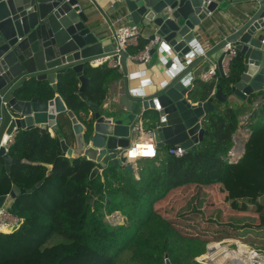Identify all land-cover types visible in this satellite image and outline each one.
<instances>
[{
	"label": "trees",
	"instance_id": "obj_1",
	"mask_svg": "<svg viewBox=\"0 0 264 264\" xmlns=\"http://www.w3.org/2000/svg\"><path fill=\"white\" fill-rule=\"evenodd\" d=\"M147 43L140 40L129 54L139 53ZM238 58L230 65L229 77L197 82V90L202 88L199 100H208L217 84L228 92ZM84 76L90 81L86 101L72 72L59 77L57 93L89 132L87 101L103 105L109 84L123 74L104 63L87 65ZM48 90L53 98L54 91ZM258 96L264 99V94L253 95L248 103L253 105ZM218 106L206 115L203 127L208 133L196 150L176 157L168 154V146L166 155L145 159L152 162L139 178L110 166L91 180L96 164L84 157L70 159L57 136L40 129L19 131L9 154L39 165H15L0 175V196L10 194L13 185L27 191L9 208L24 222L19 230L0 234V264H166V259L171 264H200L196 259L206 253L211 239L264 229V101L251 111L245 125L250 138L237 163L230 162L229 154L247 110L238 104ZM58 126L71 147L69 140L75 137L66 113ZM3 162L0 158V166ZM117 212L125 224L107 221ZM179 223L200 235L182 233Z\"/></svg>",
	"mask_w": 264,
	"mask_h": 264
},
{
	"label": "water",
	"instance_id": "obj_2",
	"mask_svg": "<svg viewBox=\"0 0 264 264\" xmlns=\"http://www.w3.org/2000/svg\"><path fill=\"white\" fill-rule=\"evenodd\" d=\"M80 1L0 0V158L7 170L21 162L39 165L14 159L3 146L5 134L37 128L42 133L51 129L70 159L84 157L94 162L91 180L110 166L130 172L134 165L126 157H119V153L131 147L135 125L148 126L159 149L179 145L187 151L196 150L208 133L203 127L206 115L219 108L215 101L242 106L248 97L264 94V0H247V17L229 35L209 49L200 50L198 56L197 47L204 46L196 33L224 0H115L129 22L150 32V39L159 38L152 56L164 53L183 60L195 57L178 75L166 79L163 86L149 94L132 95L126 81V92L116 104L105 106L87 101L93 114L87 132L60 95L51 98L48 86L57 92L59 77L72 72L80 82L79 95L86 101L84 90L90 81L84 76L85 67L113 58L127 76L130 54L122 51L117 57L114 46L110 50L103 48L88 18L77 9ZM227 43L234 44L239 54L228 93L217 84L208 100L193 104L189 97L192 85L187 82L196 68L208 65L207 71L214 63L221 77H229L222 69ZM170 59L172 64L174 58ZM63 113L71 120L75 148L66 143L57 124L58 115ZM51 174L50 170L48 175ZM26 192L14 185L10 196L16 198ZM6 200L7 196H0V208ZM166 264H171L168 259Z\"/></svg>",
	"mask_w": 264,
	"mask_h": 264
},
{
	"label": "crops",
	"instance_id": "obj_3",
	"mask_svg": "<svg viewBox=\"0 0 264 264\" xmlns=\"http://www.w3.org/2000/svg\"><path fill=\"white\" fill-rule=\"evenodd\" d=\"M77 9L82 11L88 18V23L96 32V36L102 43L103 48L105 50H110L112 46L115 48V41L113 38V33L110 29V22L112 19H115L118 16L126 17V15L119 9L118 5H116L115 0H81L80 6ZM248 13L249 5L247 4V0H224L216 13L208 20L204 21L200 27V30L196 33L197 39L204 47L203 49L197 47L199 50L197 49L198 51L195 55H200L201 51L203 52L204 50L209 49L211 46H213L214 42H218L221 38L229 35L234 30V28H237V25L247 17ZM126 21V23H131L127 17ZM150 36V32L144 31L142 29V38L140 40L148 41L150 40ZM195 55H191L187 57L186 60H183L177 55L168 56L163 53L159 56L158 54H155L152 56L150 64H140L137 60L129 59L127 61V76H125L121 68L123 77L120 80L112 81L109 84L108 95L104 105L107 106L116 104L118 102L119 98L126 92V81L128 83V90L134 96H137L139 93H151L153 90L160 87V85L163 86L166 83V79L173 78L174 76L178 75L183 70V68H185V65L193 60ZM170 58H174L172 59V64L169 63L171 60ZM107 59L109 60V58ZM91 66L98 65H96V63H92ZM207 66L208 65H202L196 68L192 74V81L187 82V85H192V91L189 93V97L192 99L193 104L201 101L198 99L200 96L198 93L202 91V88L198 91L196 87L198 81L202 82L203 84H207V82H203L200 79L201 74L205 71ZM110 67L112 68V66ZM212 94L213 91L210 97ZM54 95L57 96L59 94L54 92ZM249 98L250 97H248L242 105L246 107L247 112L244 116L240 117V128L237 131L236 137L234 136V142L235 139L237 140V143L235 142V145L231 151H234V154H236L234 159H238L242 155L244 151V145L242 143L244 142V144H246L250 136L249 130L245 128V125L251 116L250 110H254L257 107L256 104L258 105L260 102L264 101L263 97L261 96L260 99H257L253 105H250L248 103ZM214 103L218 105V101H215ZM229 104L235 105L236 103ZM61 115L62 114L58 115L57 124ZM92 116V111H90L87 119L89 120ZM77 119L80 122L78 117ZM145 129L149 130V127L145 126ZM46 131L51 135V137H56L51 129ZM16 134L17 133L15 131L13 135L15 136ZM4 137L8 140L10 136L5 134ZM138 141H141L140 138L135 136L132 143ZM69 142L71 145L70 148H75V141L70 139ZM167 149L168 146L165 147L166 151ZM20 164L24 163L21 162L19 164H13L11 165L10 170H7L5 163L3 162L2 166H0V175L9 174L12 171L13 166ZM102 174L103 172L100 173V175ZM6 196L7 200L4 207L9 209L17 197L12 198L10 194ZM118 215L124 218L119 212H117L115 215L109 216V219L114 216L118 217ZM186 231L190 232L191 229H187ZM263 245L264 229L247 228L242 230L234 238L222 239L221 241H215L211 239L207 245L206 253L198 258H207L210 261H214L218 264H237L238 262L243 263L246 260L245 257L250 250H257L264 256L262 251ZM198 258L196 259L197 262Z\"/></svg>",
	"mask_w": 264,
	"mask_h": 264
},
{
	"label": "built area",
	"instance_id": "obj_4",
	"mask_svg": "<svg viewBox=\"0 0 264 264\" xmlns=\"http://www.w3.org/2000/svg\"><path fill=\"white\" fill-rule=\"evenodd\" d=\"M126 17L125 16H118L115 19H112L110 22V29L113 33V38L115 41V52L116 56L119 57L120 52H128V49L130 47H136L139 44L140 39L142 38V29L140 26L132 24V23H126ZM159 42V38L150 39L148 40V43L144 46V49L140 51L139 53L135 55H129V59L139 60L143 64H150L152 60L151 51L154 49L155 45ZM223 52L225 53V57L222 61V69L226 76L230 73V65L232 61L237 57L238 52L236 51L235 45L232 43H227V45L224 47ZM96 65H101L104 63H108L113 68H120L119 61H115L113 58H103L95 62ZM143 73V72H141ZM219 76V70L218 66L214 63H211L208 67L207 71H204L200 79L203 82H211L214 80H218ZM192 76L189 78V82L192 80ZM134 132L136 134V137H139L141 141L132 143L131 147L127 149L126 151H121L119 153V157H126L128 162L130 164H134L137 160L140 159H155L159 155V148L157 147L155 137L153 135L152 130H146L141 124H137L134 127ZM16 136V135H15ZM13 134L10 135L8 140L6 139L4 147L9 152L10 146L14 142ZM143 142L144 145L143 148L140 149V151H145L152 149V155L151 157H145L143 156V152H139L138 154L140 157L136 158L132 155L133 151H136L137 148L140 146L139 144ZM168 154L173 155L176 157H183L187 150L183 148L182 146H172L168 149ZM242 156H240L238 159H234V151L230 152L229 154V160L231 163L238 162L241 159ZM24 220L14 214H12L8 208L2 207L0 208V234H9L13 233L20 229L22 226ZM246 260L243 263H237V264H264V256L261 254V252L257 250H250L246 255ZM198 262L200 264H218L214 261H210L207 258H198Z\"/></svg>",
	"mask_w": 264,
	"mask_h": 264
},
{
	"label": "rangeland",
	"instance_id": "obj_5",
	"mask_svg": "<svg viewBox=\"0 0 264 264\" xmlns=\"http://www.w3.org/2000/svg\"><path fill=\"white\" fill-rule=\"evenodd\" d=\"M252 111V109L250 110V112ZM244 145V142L242 143ZM238 147V146H237ZM236 150V149H235ZM159 155H166V150L165 148H162L159 150ZM150 162H152V160H145V159H140L137 160L133 165H134V175L136 178H139V172L143 169V167H145L146 165H148ZM117 168V172L119 174H124L125 175V168H121V167H116ZM115 215V214H114ZM107 221L109 223H111L112 225H121V224H125V220L124 218H122L121 216L118 215V217H112L111 219H109V217H107ZM195 222H192L191 224H194ZM178 227L182 230L181 232L184 234H191V235H200V233L196 230H192L190 232L186 231V228H182L183 227V223H179ZM126 256V255H124Z\"/></svg>",
	"mask_w": 264,
	"mask_h": 264
},
{
	"label": "bare ground",
	"instance_id": "obj_6",
	"mask_svg": "<svg viewBox=\"0 0 264 264\" xmlns=\"http://www.w3.org/2000/svg\"><path fill=\"white\" fill-rule=\"evenodd\" d=\"M139 145H140V146L137 148V150L132 152V155H133L134 157H136V158L140 157V155L138 154L139 152H143V153H144L143 156H145V157H151V156H153V155H152V152H153L152 149L145 150V151H140V149L143 148L142 145H144V144H143V142H141ZM243 148H244V147H243ZM243 152H244V151H243ZM242 155H243V153H242ZM242 155H241V156H242ZM235 156H236V154H234V158H235Z\"/></svg>",
	"mask_w": 264,
	"mask_h": 264
}]
</instances>
